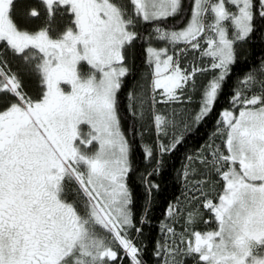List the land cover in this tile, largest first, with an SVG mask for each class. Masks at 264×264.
Instances as JSON below:
<instances>
[{
    "label": "snow or ice",
    "instance_id": "snow-or-ice-1",
    "mask_svg": "<svg viewBox=\"0 0 264 264\" xmlns=\"http://www.w3.org/2000/svg\"><path fill=\"white\" fill-rule=\"evenodd\" d=\"M190 4L185 22L184 0H0V264H146L119 99L131 51L141 42L151 69L125 107L133 133H156L143 145L157 165L141 177L151 194L161 157L184 139L175 113L156 105L190 101L197 74L211 72L192 117L202 121L238 45L264 32V0ZM213 136L219 145L186 156L185 202L166 209L155 264H264V61L239 81Z\"/></svg>",
    "mask_w": 264,
    "mask_h": 264
},
{
    "label": "trees",
    "instance_id": "trees-1",
    "mask_svg": "<svg viewBox=\"0 0 264 264\" xmlns=\"http://www.w3.org/2000/svg\"><path fill=\"white\" fill-rule=\"evenodd\" d=\"M184 4L186 9V22L187 14L191 7L190 0H184ZM166 23L169 26L177 25L178 27H183V24L180 23V17H170ZM151 27V25L145 24L141 27L140 31L144 35H148ZM153 43L158 48L161 45L165 46L161 42ZM143 47L144 45L141 42H137L130 53L129 63L131 66V74L124 80V86L119 93V99L120 113L123 117L122 127L126 133L134 137L132 140L133 171L129 178V184L134 197L133 212L137 218L145 220V223L141 225L143 228L142 235L136 237V242L138 245L142 243L145 246L142 254L146 264H155L157 258L154 254V246L163 236L161 232L162 225L169 222L166 209L170 204L174 205L184 191L182 171L186 163V156L196 153L210 141L217 128V120L220 118V113L230 107L232 93L239 81L246 73L254 71L261 66V62L264 61V32H256L247 43L238 45L236 62L231 66L230 75L218 95L213 110L202 121L198 123L192 122L184 129L182 132L184 136L183 142L174 151L164 154L161 157V163L158 165L159 173L151 177L152 182L158 184L159 188L158 190H153L151 194L146 193L145 185L141 177L154 167H157L155 160L146 161L143 154V145L154 144L156 141L154 128L150 125L144 127L137 125L136 131L133 133L131 131L132 122L125 115L128 92H140L142 88L146 89L148 85L150 68L145 63ZM211 76V72L197 74L196 90L191 91L193 99L176 104L188 110L190 119L201 107L202 88ZM182 114H187L185 113V109H183ZM145 208H147L146 214ZM124 264H128V260H125ZM186 264H193V262L189 259L186 260Z\"/></svg>",
    "mask_w": 264,
    "mask_h": 264
},
{
    "label": "rangeland",
    "instance_id": "rangeland-1",
    "mask_svg": "<svg viewBox=\"0 0 264 264\" xmlns=\"http://www.w3.org/2000/svg\"><path fill=\"white\" fill-rule=\"evenodd\" d=\"M161 43H164V42H161ZM161 47H162V45H161ZM193 59H195V57L193 56L192 53H189L188 56H187V59L181 61L182 66L188 67L190 65V63L193 61ZM150 74H151V69H150ZM203 78H206V77H203ZM191 91L192 90L189 89L186 94L191 96V100H192L193 98H192V95H191L192 94ZM186 101H188V100H186ZM176 104H181V103H176ZM176 104H170V105H167V106H165V105H156V108H160L163 112H167V113L174 112L175 113L177 124L179 125L175 131H176L177 134H179V133L183 132L184 129H186V128H184L183 124H181V121H184L189 126L193 122V120H192V118L190 119V114H188V110L186 108L181 107V106L179 107ZM183 109H185V113H187V114H182ZM189 113H190V111H189ZM154 133H155V130H154ZM155 136H156V133H155ZM156 139H157V137H156ZM169 139H170V137L166 138L165 142H167ZM213 141L215 142L216 145L220 144V140L215 138L214 136H212L210 141L207 144H205L201 149H205V150L210 151V149L208 148V145L211 144ZM201 149L198 150L196 153L199 154ZM182 181H183V184H184V186H183L184 191H183V194L181 195V197L178 199V201H180L181 204H183L185 202V195L187 194L186 189H185V183H184L183 177H182ZM208 216H209L208 213L206 211H204V217L207 218ZM180 223H182V221ZM180 223H177V225H176V228H177L178 232L181 231ZM197 227L199 229L203 230L207 226H205L202 223V224H198Z\"/></svg>",
    "mask_w": 264,
    "mask_h": 264
},
{
    "label": "flooded vegetation",
    "instance_id": "flooded-vegetation-1",
    "mask_svg": "<svg viewBox=\"0 0 264 264\" xmlns=\"http://www.w3.org/2000/svg\"><path fill=\"white\" fill-rule=\"evenodd\" d=\"M209 215V214H208ZM208 218V217H207Z\"/></svg>",
    "mask_w": 264,
    "mask_h": 264
}]
</instances>
